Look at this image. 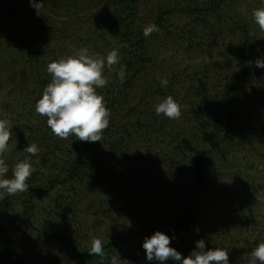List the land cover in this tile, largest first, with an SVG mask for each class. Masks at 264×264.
<instances>
[{"label": "rangeland", "instance_id": "1", "mask_svg": "<svg viewBox=\"0 0 264 264\" xmlns=\"http://www.w3.org/2000/svg\"><path fill=\"white\" fill-rule=\"evenodd\" d=\"M176 1L138 0L132 24L135 34L149 24L157 25L155 19L161 10L167 3ZM179 1L201 3L204 0ZM7 3L8 0H3L1 8L4 15L0 17V44H8V55L11 56L6 59L13 61L0 70V116L11 118L10 114L3 112L1 106L13 92V96L17 95L15 90L24 87L23 61H16L17 57H22L21 46L17 45V41L32 36L36 24L34 15L9 19L6 15L9 10ZM259 7H264V0H238L228 4L222 9L224 19H209V26L201 27L198 36L203 44L201 52H185V43L192 38L189 34L193 26L192 17L188 13L176 11L165 16L163 26L157 25L159 30L147 38L148 50L156 58L150 78L154 77L159 83L161 79L173 81L174 89L185 91L186 77L195 71L213 70L211 82L214 84L217 63L224 58L228 59L229 71L237 75L236 55L227 51L233 36L229 32L230 24L236 19L251 25L254 44L249 54V68L253 74L248 79L249 95L239 109L248 116L251 124L248 130L259 141L237 140L233 145H221L214 149L211 187L200 197L194 222L183 231L174 233L176 238L170 241L171 246L184 255L193 249L196 240L203 238L207 248L224 247L229 250L232 264H241L242 253L264 241V141L260 143L264 130V68H257L253 63L255 59L264 56V31L253 23L251 17L252 10ZM87 27L83 25L79 31L71 29V40H65L59 34L52 35L50 42L46 43L49 55L66 56L81 48H87L90 54H106L98 41L88 38ZM133 96L135 92L130 94L131 98ZM217 101L214 106L218 105ZM187 103L190 105L189 101L179 102L182 105L181 116L175 121L181 129L191 124L190 129L194 130L193 118L186 115L184 109ZM22 107L23 114L34 112L29 105ZM202 113L212 120H224L221 108L205 107ZM217 122L218 126L221 125L220 120ZM188 128L185 130L189 131ZM123 131L120 128L117 133ZM125 134L123 132L122 136ZM147 137L145 143H141V139H137L136 143L134 140L133 146L128 142L125 145L127 148H123L120 154L110 160L105 158L107 154L103 157L99 155L101 163L103 160L105 164L114 160L111 165L113 175L109 177L102 176L99 181L80 178L52 192L35 193L32 196L27 191L12 195L14 197L9 212L2 221L27 264H104L118 254L121 259L119 264H129L133 258L140 264H150L145 260L141 247L143 237L155 230L169 235L168 224L175 220L177 206L176 197L170 189H162V186L155 188L160 184L157 172L165 171L169 157L174 156L170 140L160 133ZM12 140L11 134L9 151L5 154L10 169L17 160L25 158L21 150L27 144L20 139L15 142ZM197 142L202 143L201 138ZM134 155H137L141 168L146 172L138 176L135 188H121L115 184V178L125 172L127 166L117 162L123 158L128 161L125 163H129ZM177 158L185 161L182 166L186 165L191 178L193 157ZM160 179L171 183L165 174ZM22 193L25 194L19 199ZM197 228L199 231H196ZM230 236H236L235 251L230 250L233 246L229 242ZM93 237L101 239L103 245L112 238L121 240L115 248L104 251L103 258L93 259L87 256Z\"/></svg>", "mask_w": 264, "mask_h": 264}, {"label": "trees", "instance_id": "2", "mask_svg": "<svg viewBox=\"0 0 264 264\" xmlns=\"http://www.w3.org/2000/svg\"><path fill=\"white\" fill-rule=\"evenodd\" d=\"M138 0H44L41 15H36L35 10L29 6L28 0H8L6 13L9 19H19L25 16H33L36 28L32 36L17 41L21 46V56L17 62L23 61L24 87L12 93L8 100L2 103L4 113L11 115L12 141H25L27 144L36 143L39 147L38 154L32 158L35 165L33 174L26 181L29 185L28 195L35 193L52 192L57 187L65 186L78 179H98L102 176L113 175L112 164L99 161V155L110 160L111 157L120 154L128 142L141 139V143L147 141V136H155L160 133L169 138L173 148V157H169L165 171L157 172L160 184L155 187L170 189L176 197L175 205L177 213L175 220L168 224L169 235L179 233L194 222L195 211L199 205L200 197L211 187V168L215 159L214 149L221 145H233L237 140L242 142H258L259 138L253 136L248 130L251 124L248 116L239 106L248 97V79L253 74L249 68V54L253 43L251 25L248 22L233 19L229 32L232 40L227 45V51L236 55L237 75L228 69V59L218 62L215 72L214 84L213 70H201L191 72L186 77V90L174 89V82H168L162 87L157 79L150 78L154 71L156 58L154 53L148 50L147 38L143 30L135 34L133 30V18ZM238 0H204L201 3L191 1L167 3L155 19V23L163 26L165 16L176 11L188 13L192 17L193 26L190 36L185 43V52L197 53L203 50L202 39L198 37L201 27L209 26V19L218 17L224 19L222 9L228 4ZM3 0H0V17ZM187 14V15H188ZM87 25L86 35L89 39H95L106 53L116 48L121 54L120 64L125 67L123 82H117L116 71L120 65H113L111 69L105 68L104 74L110 83L97 91L104 96L106 106L110 109L109 124L103 130L101 141L87 142L69 136L61 139L45 126V117L29 111L23 114L22 106L29 105L34 110L35 101L39 98L45 85L50 81V74L46 71L47 64L61 55L50 56L46 43L50 42L52 35H61L65 40H71V29H83ZM48 40V41H47ZM1 43V42H0ZM124 43L127 47L120 48ZM114 45V46H113ZM8 44H0V70L12 62L8 55ZM223 54V53H221ZM22 59V60H20ZM153 76V75H152ZM22 78V77H21ZM173 79V78H172ZM216 83V84H215ZM135 92L132 98L130 94ZM171 95L179 103L189 101L184 106L186 115L193 118L194 130L191 124L186 128H180L175 119H169L163 115H156L154 105L157 100ZM219 100V101H217ZM217 101L218 105H215ZM221 108L224 120L218 126V120H212L202 113L205 107ZM37 115V116H36ZM29 116V117H27ZM22 118V119H20ZM189 127V128H188ZM123 128L125 136L117 131ZM190 129L186 131L185 129ZM251 129V128H250ZM19 134V135H16ZM260 143L264 141L262 130ZM201 138L202 143L197 140ZM256 139V140H255ZM143 141V142H142ZM104 147V148H103ZM27 154L25 153V156ZM123 156V154H122ZM193 157L190 171L182 166L185 163L177 157ZM124 157V156H123ZM22 157L21 159H23ZM119 158L118 164L125 165L126 171L118 174L115 184L121 188H135L137 178L146 172L141 168L137 155L131 158V162L125 163ZM171 179V185L160 179L163 174ZM223 174V173H222ZM190 178V180H189ZM43 185L44 188H40ZM39 187V188H38ZM22 193L19 199L24 195ZM14 196L5 195L0 199V264H27L20 254L15 242L11 238L8 229L3 223L7 215L10 203ZM32 207V206H30ZM120 238H112L103 245L104 251L111 250L119 245ZM230 250L235 251L236 236L229 237ZM87 256H90L89 253ZM93 259L100 256L92 255ZM110 259L107 261L109 264ZM129 264H140L135 258L129 260ZM154 263V262H153ZM103 264V263H101ZM169 264L171 262L169 261Z\"/></svg>", "mask_w": 264, "mask_h": 264}, {"label": "clouds", "instance_id": "3", "mask_svg": "<svg viewBox=\"0 0 264 264\" xmlns=\"http://www.w3.org/2000/svg\"><path fill=\"white\" fill-rule=\"evenodd\" d=\"M29 6L41 15L44 0H28ZM252 21L261 31H264V7L254 8L251 12ZM158 26L149 24L143 29L145 37L158 31ZM127 47L122 43L120 48ZM257 51H260L257 48ZM121 54L113 48L106 54H90L87 48H81L66 56L50 61L46 71L50 74V81L45 85L41 95L35 101L34 112L46 118V124L53 135L67 139L74 136L76 139L87 142L101 141L103 130L108 127L110 109L106 106L104 96L97 90L110 83L104 74L105 68L120 65L116 71L117 82H123L125 67L120 64ZM257 68H264V56L254 60ZM168 80L161 79L160 85L167 86ZM182 105L171 95L162 98L154 105L156 115H163L169 119H178L181 116ZM12 134L10 118L0 116V199L5 195L11 196L29 189L26 182L33 174L32 157L39 152L36 143L26 144L21 150L27 155L17 160L10 169L5 154L9 151V140ZM11 172V175H9ZM196 231H199L197 228ZM175 234L168 235L161 230H155L143 237L141 247L144 250L145 260L150 264H232L229 259V250L224 247H206L203 238L195 241L193 249L187 255L182 254L170 241ZM90 256H105L103 241L93 237ZM120 256L110 258L109 264H119ZM241 264H264V241L258 242L250 250L242 253Z\"/></svg>", "mask_w": 264, "mask_h": 264}]
</instances>
